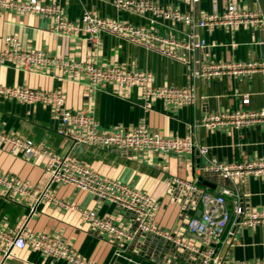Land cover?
<instances>
[{"label": "crops", "instance_id": "obj_1", "mask_svg": "<svg viewBox=\"0 0 264 264\" xmlns=\"http://www.w3.org/2000/svg\"><path fill=\"white\" fill-rule=\"evenodd\" d=\"M151 1L170 5L167 0ZM230 2L247 10H259L254 0H199L193 6H174L199 19L215 10L222 14ZM65 6L71 19L78 17L83 10H89L131 25L149 26L146 16L130 11L117 12L113 0H65ZM154 29L159 34L173 36L185 43L189 41L188 35H197L202 47L183 51V57L191 62L194 69L209 63L264 60L258 58L256 53L260 37L264 39L263 24L237 29L220 26L209 32L206 29H189L160 22ZM5 36H15L22 47L43 51L63 60L102 66L112 64L150 72L154 75L156 87L184 88L189 84L188 69L182 62L164 58L107 34L101 35L98 50L95 51L84 40H73L51 32L48 20L39 15H23L12 11L1 13L0 50L3 49L2 39ZM192 85L195 94L193 105L174 109L156 100L151 109L146 110L136 89L118 92L114 86L104 84L95 90L83 81L61 72L53 74L36 68L25 71L13 64L0 66V87L59 90L65 95L66 108L93 114L98 129L103 132L119 128L132 130L145 124L149 130L164 137L190 135L195 143L207 147L206 158L219 162L231 164L264 159L263 125L241 130L228 127L206 131L198 124L211 114L236 109L244 96L249 98V109H264V74L256 73L249 78L223 76L210 80L197 79ZM0 128L4 133L32 140L36 145L52 149L60 155H69L72 160L88 165L99 175L151 196L160 204L156 223L161 229L187 240L197 252L206 247L199 236L189 233L185 228L186 218L199 216V210L181 212L172 193V181L175 178L199 183L200 168L207 163L205 158L195 153L177 156L87 146L73 140L60 117L53 114L49 106L40 103L21 104L0 98ZM0 173L15 176L36 190L34 197H19L0 189V227L12 234L23 227L32 233H47L64 241L80 257L97 264L198 263L197 253L178 249L168 240L137 233L131 239L118 240L83 223L77 212L64 206L94 211L98 217L123 226L130 233L134 232L126 212L115 205L68 185L52 183L47 188L48 177L41 159H28L21 153L12 154L0 144ZM205 177L209 185V188H205L209 191L216 193V190L221 192L226 189L230 192L226 197L230 212L234 205H241L245 210L264 209V177H244L237 181L224 180L217 174H206ZM45 190L50 199L43 198L36 202L35 198ZM235 221L232 216L226 229L225 239L227 232H233L229 242L217 247L223 262L264 259V224L253 228H236ZM5 264L67 263L46 258L39 252L25 248L13 249Z\"/></svg>", "mask_w": 264, "mask_h": 264}, {"label": "built area", "instance_id": "obj_2", "mask_svg": "<svg viewBox=\"0 0 264 264\" xmlns=\"http://www.w3.org/2000/svg\"><path fill=\"white\" fill-rule=\"evenodd\" d=\"M165 6L151 0H113L117 12L130 11L146 16L149 26L131 25L117 19L98 15L95 11L83 10L76 18H69L65 0H0V14L16 12L19 14L39 15L48 20L51 32L70 39H80L98 50L102 34L115 36L125 42L143 48L164 58L182 62L187 66L189 84L184 88L156 87L154 75L147 71L125 68L119 65H98L81 63L52 57L43 51H35L22 47L15 36L2 39L0 50V66L13 64L25 71L44 69L49 72H61L65 76L83 81L91 89H99L110 84L118 92L136 89L139 92L143 107L151 109L154 101L160 100L170 108L191 106L195 101L192 83L197 80L229 76L233 78H249L256 73L264 74V60L245 62H220L203 65L194 69L191 62L183 57V51H194L202 47L197 35H188L189 41L182 42L170 35L159 34L154 26L167 22L173 26H184L189 29H201L211 32L214 28L224 26L237 29L241 26L263 24L259 10H247L235 2L227 4L222 14L213 11L199 19L180 11L175 4L196 5L199 0H167ZM197 63V61H196ZM0 98L15 100L21 104L40 103L51 108V112L60 117L61 123L78 143L98 148H114L130 152H150L153 154L189 155L198 153L206 159L201 166L200 174H217L222 179L237 181L244 177H264V159L244 160L231 164L219 162L207 157V147L195 143L188 135L185 137H164L152 132L145 124L132 130L119 128L111 132L98 129L93 114L75 112L66 108V98L59 90L43 91L22 87H0ZM249 98L244 96L240 105L234 110H227L206 116L199 126L206 131L221 128L241 130L255 125L264 126V109L248 108ZM0 144L6 146L12 154H23L28 159L44 161V172L48 177L47 188L52 184L68 185L87 192L101 201L109 202L125 211L134 226L130 233L123 226L115 225L110 220L98 217L94 211H84L73 206H64L79 214L83 223L98 232L111 235L118 240L131 239L134 233L153 235L172 242L176 248L197 253V264H264V259L251 261H233L224 263L217 247L229 242L233 232H227L232 216L236 228H253L264 224V209L245 210L241 205H234L232 212L227 209L226 197L230 192L226 189L216 194L201 186L195 180L175 178L172 183L173 196L177 200L181 212L191 209L199 210V216L186 218L185 228L199 236L205 248L201 252L185 239L177 238L172 232L161 229L156 223V215L160 204L151 196L142 193L127 184L103 177L81 162L72 160L69 155H60L56 151L36 145L32 140L17 135L4 133L0 128ZM0 189L12 196L34 197L36 190L21 179L0 173ZM50 199L46 190L35 199ZM30 248L42 256L55 260H63L67 264H97L76 254L64 241L47 233H32L25 227L17 233H10L0 227V264L11 257L13 249Z\"/></svg>", "mask_w": 264, "mask_h": 264}, {"label": "water", "instance_id": "obj_3", "mask_svg": "<svg viewBox=\"0 0 264 264\" xmlns=\"http://www.w3.org/2000/svg\"><path fill=\"white\" fill-rule=\"evenodd\" d=\"M255 3L257 4L258 6V9L262 15V19H263V28H264V0H254ZM256 53H257V57L260 58V59H264V39H263V36L260 37V41L259 43L256 45ZM199 124V122H198ZM198 155V153H195ZM206 175H202L198 181H199V184H201L202 186L204 187H208L209 188V185L207 183V179L205 177ZM193 177H195V174H194V170H193ZM220 192V190H216V194H218Z\"/></svg>", "mask_w": 264, "mask_h": 264}]
</instances>
